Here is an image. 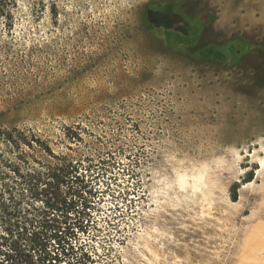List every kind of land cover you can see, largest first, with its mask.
<instances>
[{
    "label": "rangeland",
    "instance_id": "obj_1",
    "mask_svg": "<svg viewBox=\"0 0 264 264\" xmlns=\"http://www.w3.org/2000/svg\"><path fill=\"white\" fill-rule=\"evenodd\" d=\"M10 13L0 129L58 153L79 127L81 153L106 159L84 171L95 223L71 239L90 254L78 264H264V0H15ZM236 39L234 65L204 53Z\"/></svg>",
    "mask_w": 264,
    "mask_h": 264
},
{
    "label": "trees",
    "instance_id": "obj_2",
    "mask_svg": "<svg viewBox=\"0 0 264 264\" xmlns=\"http://www.w3.org/2000/svg\"><path fill=\"white\" fill-rule=\"evenodd\" d=\"M14 5L15 0H0V18H11ZM241 42L207 44L204 53L234 65L244 47ZM63 138L65 150L55 153L32 133L0 129V264H78L89 259L83 248L76 254L79 246L71 239L95 223L89 213L92 191L84 184L91 181L84 171L106 159L99 155L95 161L81 153L79 127L66 129Z\"/></svg>",
    "mask_w": 264,
    "mask_h": 264
}]
</instances>
